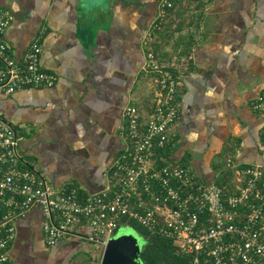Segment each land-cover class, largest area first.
I'll list each match as a JSON object with an SVG mask.
<instances>
[{"label": "crops", "instance_id": "obj_1", "mask_svg": "<svg viewBox=\"0 0 264 264\" xmlns=\"http://www.w3.org/2000/svg\"><path fill=\"white\" fill-rule=\"evenodd\" d=\"M0 8L14 16L5 33L13 51L41 36L42 63L58 77L54 86L0 94V116L51 186L100 191L124 146L125 108L150 104L156 80L145 70L146 36L160 0H0ZM151 45L179 79L172 161L227 187L237 179L228 158L239 167L264 163V109L255 108L264 96V0H175ZM45 223L41 206L16 220L0 264H91L101 256L90 228L50 247Z\"/></svg>", "mask_w": 264, "mask_h": 264}, {"label": "built area", "instance_id": "obj_2", "mask_svg": "<svg viewBox=\"0 0 264 264\" xmlns=\"http://www.w3.org/2000/svg\"><path fill=\"white\" fill-rule=\"evenodd\" d=\"M160 6L146 36L145 70L156 80L150 104L125 108L124 146L100 191L83 194L76 185L51 186L24 157L16 127L0 116L1 261L7 260L16 238V220L41 206L50 247L76 228H90L91 238L106 245L133 221L149 235L172 240L191 264H264V163L239 167L228 158L226 167L237 171V179L227 191L218 182L198 179L167 154L180 100L178 77L150 49L173 0H160ZM13 19L8 9L0 8V94L54 86L58 77L42 63L41 36L20 55L5 40ZM255 108L264 109V96Z\"/></svg>", "mask_w": 264, "mask_h": 264}, {"label": "trees", "instance_id": "obj_3", "mask_svg": "<svg viewBox=\"0 0 264 264\" xmlns=\"http://www.w3.org/2000/svg\"><path fill=\"white\" fill-rule=\"evenodd\" d=\"M174 4H175V0H173V6ZM173 6L169 8V12L173 9ZM154 55L157 61L162 66H164L166 69L176 74L174 69L169 65H166L161 60L158 54L154 52ZM168 153H170V151H168L167 154ZM220 185L222 187L227 188V191H230L231 186L227 187L224 186L223 184ZM129 224H137V223L132 221ZM119 230H117L116 233H118ZM140 233L144 241L142 245V253L140 258L145 262V264H191L190 256L178 253L176 250V246L174 245L172 240L165 239L156 235H149L147 230L144 229L143 227H141Z\"/></svg>", "mask_w": 264, "mask_h": 264}, {"label": "water", "instance_id": "obj_4", "mask_svg": "<svg viewBox=\"0 0 264 264\" xmlns=\"http://www.w3.org/2000/svg\"><path fill=\"white\" fill-rule=\"evenodd\" d=\"M115 236L110 238L105 245L100 264H145L140 258L142 246H138L137 238L125 235L115 239ZM136 237L142 241L143 245V238L138 234Z\"/></svg>", "mask_w": 264, "mask_h": 264}, {"label": "rangeland", "instance_id": "obj_5", "mask_svg": "<svg viewBox=\"0 0 264 264\" xmlns=\"http://www.w3.org/2000/svg\"><path fill=\"white\" fill-rule=\"evenodd\" d=\"M134 230V232L136 233V234H138L139 236H141L142 237V235H141V227L139 226V225H137V224H127V225H124V226H122L121 228H120V230H119V232L120 231H124V232H129V231H133ZM143 238V237H142ZM96 245L99 247V245H100V257L97 259V261H93L91 264H100V261H101V257H102V254L101 253H103V251H104V245L102 244V243H100V242H96L95 243V245H94V249H95V247H96Z\"/></svg>", "mask_w": 264, "mask_h": 264}, {"label": "clouds", "instance_id": "obj_6", "mask_svg": "<svg viewBox=\"0 0 264 264\" xmlns=\"http://www.w3.org/2000/svg\"><path fill=\"white\" fill-rule=\"evenodd\" d=\"M125 235H132L134 238H137L138 246H142V241L138 237H136V234H135L134 230L133 231H129V232L120 231V232L117 233V235L114 238L115 239H119V238H121L122 236H125Z\"/></svg>", "mask_w": 264, "mask_h": 264}]
</instances>
